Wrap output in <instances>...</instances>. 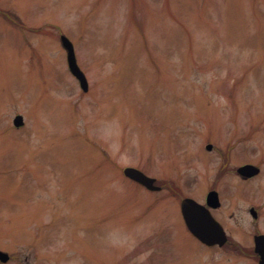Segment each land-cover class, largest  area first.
I'll list each match as a JSON object with an SVG mask.
<instances>
[{"label": "rangeland", "instance_id": "374dc122", "mask_svg": "<svg viewBox=\"0 0 264 264\" xmlns=\"http://www.w3.org/2000/svg\"><path fill=\"white\" fill-rule=\"evenodd\" d=\"M211 186L264 231V0H0V264H245L179 220Z\"/></svg>", "mask_w": 264, "mask_h": 264}, {"label": "water", "instance_id": "95a60500", "mask_svg": "<svg viewBox=\"0 0 264 264\" xmlns=\"http://www.w3.org/2000/svg\"><path fill=\"white\" fill-rule=\"evenodd\" d=\"M60 40L62 46L66 50V60L69 71L78 80L80 88L83 91H86L88 89V82L86 76L76 62L74 48L71 41L63 34L60 35ZM12 123L16 127L23 125V116L21 114H15ZM211 147L212 145L210 143L206 144L207 149H211ZM237 172L242 176L250 177L259 172V167L251 163H246L237 167ZM123 174L147 189H160V186L154 183V177L146 175L136 167L125 166L123 168ZM206 196L207 200L210 201L216 196V193L214 191H209ZM181 209L186 225L200 240L207 243H214L216 241L220 242L223 240L224 235L222 229L219 228L217 223H213L210 215L204 207L198 204L194 199L190 197L182 198ZM255 245V250L260 254V264H264V234H257L255 236ZM8 258V253L0 250V261L5 262Z\"/></svg>", "mask_w": 264, "mask_h": 264}, {"label": "flooded vegetation", "instance_id": "af4514ba", "mask_svg": "<svg viewBox=\"0 0 264 264\" xmlns=\"http://www.w3.org/2000/svg\"><path fill=\"white\" fill-rule=\"evenodd\" d=\"M211 150V149H209ZM247 163V162H246ZM245 164V163H243ZM242 165V164H241ZM238 167V166H237ZM237 167H236V172H237ZM260 172V171H259ZM259 172L251 177H245L240 175L238 172V175L242 178L243 183H247L248 180L254 178L259 174ZM162 188V187H161ZM161 188L159 190H161ZM157 190V191H159ZM209 191H214L216 193V196L213 197L210 201L207 200V192ZM206 193H203L201 197L199 198H194L191 196H184V197H191L194 199L198 204L202 205L204 209L207 211V213L210 215L213 223H217L219 225V228L222 229L224 238L222 241H216L214 243H207L202 240H200L186 225L184 216L182 214V209H181V199L179 201V220L181 221L183 227L185 230L194 238V241L200 245L205 251L211 250V253L214 252L219 254L218 252L220 249H226L227 252H238L244 257V263L245 264H260V254L255 250L256 245H255V236L257 234H264V231L260 229L259 227V220L261 216V208L258 205H255L253 203L249 204L246 206V211L249 213L251 216L250 224L249 226L251 227L250 229V234L248 237L243 241L240 242L237 239H233L230 236V230L228 228V222L227 220L232 218V203L229 201H226L222 197V190L217 187L211 186ZM247 224V222H246ZM215 225V224H214ZM195 248V247H193ZM229 249V250H228ZM194 257V255H193ZM218 256H215V259L217 261ZM197 264V261L196 263Z\"/></svg>", "mask_w": 264, "mask_h": 264}]
</instances>
